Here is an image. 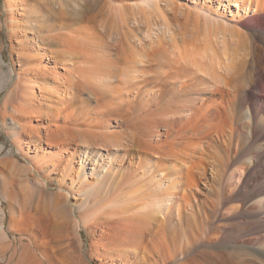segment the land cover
<instances>
[{
  "label": "bare ground",
  "instance_id": "6f19581e",
  "mask_svg": "<svg viewBox=\"0 0 264 264\" xmlns=\"http://www.w3.org/2000/svg\"><path fill=\"white\" fill-rule=\"evenodd\" d=\"M106 1L107 10L94 14H61L66 0L31 6L26 19L33 37L26 44L38 55L15 48L11 54L17 52L20 67L13 63L9 74L0 49V92L10 88L18 134L38 142L35 146L46 141L59 147L50 158L26 153L43 185L48 181L59 193L47 201L42 187L40 203L25 217L37 219L47 201L60 241L85 230L104 250L96 256L104 264H212L192 260L213 247L232 264H264V0L176 3L186 14L178 28L161 0ZM27 2L6 0L11 36L19 35L13 33L19 28L15 4L24 11ZM153 13L164 26L149 24L141 33L140 17ZM111 16L116 26H108ZM63 112L74 119L61 122ZM88 113L96 119L90 122L95 130L78 142L71 126L80 128ZM5 149L0 145V155ZM246 150L250 155L239 161ZM7 160L0 157L4 169ZM222 181L226 184L216 188ZM6 186L0 182L1 212ZM236 189L242 197L228 212L236 220L251 219L252 229L212 245L207 237L219 234L206 231L208 210L222 209L227 190ZM207 191L218 195L216 202ZM164 210L174 233L176 228L186 233L180 252L157 244L168 224L160 217ZM1 218L3 241L8 238L3 212ZM32 237L44 245L45 239L33 232ZM19 258L23 264L46 262L29 245ZM88 263L81 253L77 264Z\"/></svg>",
  "mask_w": 264,
  "mask_h": 264
},
{
  "label": "rangeland",
  "instance_id": "374dc122",
  "mask_svg": "<svg viewBox=\"0 0 264 264\" xmlns=\"http://www.w3.org/2000/svg\"><path fill=\"white\" fill-rule=\"evenodd\" d=\"M27 1L29 8L28 7H26L28 9L24 8L25 9L24 11L19 3L15 4V17L17 21L16 23L19 24V28L15 29L13 33L18 32L19 35L16 36L13 34L11 36L10 34L11 31L7 28V18L9 17V10L7 8L6 0H0V49L2 50L5 56L6 61L4 63L3 70L7 74L11 73L13 68V63H15L16 68L20 67V65L17 64V62L19 61L17 52H22L24 50L25 53L27 52L28 55L32 56L33 54L32 57H36V55H38L37 54L38 52L35 50L34 46H29L28 44H26L27 41L28 40L31 41V38L33 37L31 31H29L30 23L27 21L26 17H28L30 13L31 14L33 13V11H31L32 8H30L31 6L38 9V7H43V3L46 4L49 0H27ZM169 1H172L171 3L176 7L174 6L172 7V4L168 5L170 4ZM186 1L187 0H161L162 5L167 4L165 5L167 9H169L167 11V18L173 24L174 27L178 24L183 23L184 16L186 15L184 11L183 12L181 11L182 14H184L183 16H181L182 14H180L179 10H177V4L186 3ZM106 2H107L106 0H66L67 8H63L65 12H62L61 14H69V13H72L74 15H76L77 13L94 14L96 12H100L102 9L103 11H106L107 10ZM172 10L173 12H171ZM174 11H176V15ZM177 11L179 14L177 13ZM26 12L28 15H26ZM60 16H65V15H60ZM157 16L159 15L153 13L148 16L149 19H147V17L144 15L140 17L141 26L142 27L144 26L143 27L144 30H142L141 33H145L147 31L149 24H151L152 27H154L155 29H157L158 27L162 28V26H164V21L162 22L160 16L159 17ZM101 17L102 15L99 16V18ZM54 18L57 19L56 21H62L60 20L61 18H57V17ZM116 19L117 18L115 16L109 17L107 19L108 26L109 27L116 26L118 23V20ZM179 19L180 20L182 19L180 21L181 23L179 22ZM153 20L154 21L157 20V22H154ZM155 23H157L158 25ZM176 28L178 27L176 26ZM115 36H116L115 34H113L112 37L108 35V39L111 38L109 40L112 41L114 40L113 38ZM14 49L17 52L15 51L12 57L11 53ZM7 89L9 90L10 88H5L0 92V145L5 146L6 148L4 152L1 154L2 156L0 155V157L2 160L8 159L7 163L5 164L6 166L5 169L4 166L0 164V171L2 170L0 174V182H2L3 180L6 181L7 182L6 187H8L7 189L9 191L8 193V191L6 190L8 195L5 192L4 193L1 192L2 193L1 195L4 196L1 204V207L3 208L2 212L4 214L3 225L7 232L8 238L6 240L3 239V241L2 239H0V248H2L7 244L10 247H8L9 249L7 250V252L0 251V256L6 253L8 257L2 261L0 259V264H23L20 261L19 256L25 245L31 246L32 250L35 253H37L40 260H44V261L46 260L45 264H77L78 256L81 253L84 254V258L86 259V261H89L88 264H101L102 261L98 259L96 256L97 255L99 256V254L101 252H104V250L101 248L100 245H95L94 243H92V238L90 234H88L85 230H81V237H75V235L71 233L70 234L71 237L66 238L64 236V240L60 241V237L62 235L60 233V228L56 227L53 221L54 218H56L55 215L56 213L54 214L53 208L47 202L48 200L50 201L52 197H55L59 193V189L55 185L48 183V181L46 180L45 181L47 182V185H43L44 181L40 175L41 173L37 172L33 168L30 159H28L31 157V156L29 157V155H33V154L34 155L39 154L38 156L41 158L53 157L54 154L57 151H59V147L55 144V142L54 144H50L49 146L47 143H45L46 141H42L40 144H37L35 146L34 144L38 142H35V140L32 142L30 141V138L28 136L18 134L19 130L18 128L15 127L14 122L15 120H18L19 116L13 109V102H12L13 98L11 97L12 95ZM92 105H95V103H92ZM88 114L85 116L84 119L81 118L79 120L80 128L74 129L73 126H71L74 132H76V134L78 133L77 134V139L79 140L78 142H81V140L83 142V140H85L86 137H88L87 135H89L93 130H95V127L93 125H90L91 124L90 122L94 120H95L94 122H96V119L92 114L89 115ZM72 117H73L72 115H68V113L65 112L64 114H61V118H59V120L61 122H64L67 120L74 119ZM91 126L92 128H90ZM131 129L132 130L135 129L139 131L138 125H134ZM100 130L103 132L107 131L105 127L101 128ZM54 137L55 138L53 139H57V135ZM149 139L150 142L154 143L155 140L154 137L151 136L149 137ZM31 151H33L34 153H31ZM26 153H31V154L28 155ZM247 155L248 156L250 155V150L241 152L238 157V160L241 161L246 159L248 157ZM226 176H228V174H226ZM55 177H56L55 174L51 175L52 179H55ZM222 182L221 183L218 182L216 184V188L218 187V189H220L221 187H223L224 184H226V182L224 181ZM242 184L244 185L245 183L243 182ZM249 186L250 185H247L246 188L247 190H250ZM42 187L44 189V197L45 199H47L45 204L47 205L44 206L42 208V211L37 214V219H33L32 221L31 219L25 217L26 215L25 212H27L26 210H30L34 208L35 204L40 203L38 201L39 199L38 191ZM201 188L204 189V185H202ZM207 192L210 195L211 199L214 202H216L218 199V195L215 192H210V193L209 191ZM229 192H231L230 194L232 195H230ZM226 193H227L225 195L226 201L223 207L224 209L222 208L220 210H217L218 212L216 211V213L214 211L208 210V214L210 217L212 216L211 217L212 220L210 218L211 222L208 223L209 224L208 226L206 225V228L208 227L206 231H208L210 235H213L214 233L215 235L219 234V238H215V237L212 238L211 236L207 237V239L210 241L212 245L217 244L218 239L220 238L240 237L245 232L247 233V231H250L252 229L251 226H253V223H251L252 222L251 219L248 220L246 219V221L245 220L243 221V219L236 220L235 218L232 217L233 216L232 212L231 211L230 213L228 212L229 211L228 208L231 205H237L236 203L238 202V198L242 197L241 190L239 189H236L235 191L227 190ZM78 199L80 201L83 200L84 195L81 194L80 196H78ZM2 212L0 211V222L2 220L1 218ZM79 213L80 212H78L77 215H79ZM163 213L161 212L160 217L168 221L167 222L168 224L166 226L165 233L160 235V237L157 239V244H160L162 247H165L167 249L171 248V250H173L174 248V250H178L180 252L182 251L181 245L184 239L183 234L186 233L185 232L182 233L184 229L181 231L180 229L177 230V228H176V232L174 233L173 231L174 226L173 224H171L172 222L170 218L165 215L166 214L165 210L163 211ZM215 215L216 216L218 215L217 219ZM213 217L216 220H214ZM49 220H52V222ZM27 222L30 223L28 226L26 225ZM194 231H198L196 227H194ZM32 232L38 235L40 238H42V240L45 239L44 241L46 244L44 243V245L37 246L34 243ZM14 249L17 250L16 253H13ZM208 251H211V253L204 251L203 253L195 255L192 262L205 263L206 260H209L212 264H232L226 259V256L220 254L215 247H213L210 250L208 249ZM58 257L60 259H58Z\"/></svg>",
  "mask_w": 264,
  "mask_h": 264
}]
</instances>
